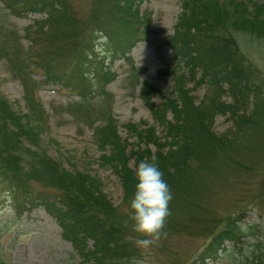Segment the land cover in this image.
Here are the masks:
<instances>
[{
	"label": "trees",
	"instance_id": "obj_1",
	"mask_svg": "<svg viewBox=\"0 0 264 264\" xmlns=\"http://www.w3.org/2000/svg\"><path fill=\"white\" fill-rule=\"evenodd\" d=\"M3 3L12 13L28 9L45 14L44 22H36L27 30L31 45H43L26 49L19 58L17 48L10 46L11 51L5 50L13 37L0 28V56L12 61V70L23 85L26 109L24 113L13 110L0 94V183L7 186L12 218L41 205L60 227L62 237L88 264H122L135 251L136 237L121 226L125 214L106 198L100 180L85 171L65 169L40 148V128L45 115L27 87L26 69L32 64L40 68L45 80L58 82L79 97L66 108L89 119L96 147L103 151L99 155L100 164L109 166L119 177L121 203L127 206L126 210L137 183L135 172L127 166L128 159L133 158L137 164L141 160H154L172 192L169 218L174 219L167 218L165 229L178 225V212L185 201L192 202V221H200L196 218L200 211L195 197L203 190L198 186L207 182L219 167L226 166V153L254 145L253 139L246 138V130L264 132V77L241 54L230 32L225 30H242L264 42V2L179 0L173 31L164 40L172 52L171 63L157 70L159 75L171 78L172 86L160 104L150 103L151 115L164 130L163 141L158 140L153 126L142 128L140 123L127 122L126 130L144 146L128 153L111 114L110 93L104 91L113 74L101 62L105 57L113 59L120 55L128 61L131 74L141 73V68L132 66L127 56L146 29L134 0H97L89 20L80 29L64 0H3ZM100 33L107 37V44L96 41L101 38ZM94 47L104 49L106 55L98 57ZM187 84L193 88L205 85L197 104ZM94 89L99 90L103 105L89 102ZM155 92L158 90L146 82L139 88L140 97L147 103ZM225 95L229 102L224 101ZM167 111L170 120L165 118ZM226 112L235 128L229 136L211 130L213 116ZM148 143L155 146L153 154L146 147ZM36 185L51 187L55 192L39 190ZM173 206L177 214L172 211ZM235 228L230 221L216 231L198 254L199 259L217 258L222 241L236 237ZM88 239L90 247L86 244Z\"/></svg>",
	"mask_w": 264,
	"mask_h": 264
},
{
	"label": "rangeland",
	"instance_id": "obj_2",
	"mask_svg": "<svg viewBox=\"0 0 264 264\" xmlns=\"http://www.w3.org/2000/svg\"><path fill=\"white\" fill-rule=\"evenodd\" d=\"M64 1L71 9L76 27L80 29L89 20L97 0ZM134 5L141 19H145L146 29L127 56L132 66L141 68V73L131 74L128 61L120 55L113 59L105 57L101 62L102 67L113 74L104 91L110 93L112 117L127 153L136 150L137 146L144 148L143 143H138L136 137L126 130L127 122L140 123L142 128L153 126L154 134L160 142L163 141L164 130L151 115L150 103L160 104L164 100L163 95L172 86L171 78L159 75L157 70L171 63L172 52L164 40L173 31L179 0H134ZM44 18V13H33L28 9H22L16 15L8 11L0 0V28L13 37L5 50L9 52L11 47L17 48L19 58L26 53V49L33 50L42 46L36 43L31 45L32 41L26 36H31L27 32L30 25L44 22ZM225 30L230 32L241 54L264 77V42L242 30ZM96 41L100 42L101 38ZM12 69V61L0 56V94L13 110L24 113L23 85ZM26 71L29 72L27 87L30 96H34L40 103L45 115L40 128V148L59 161L65 169L85 171L98 178L106 198L125 214L121 226L124 225L136 240L133 242V255L124 259L122 264H264V132L256 133L253 128L246 130V138L253 139L254 145L247 150L243 147L240 152L226 153V166L219 167L207 182L198 186L203 190L202 194L195 197L200 211L196 218L200 221H192V202L185 201L184 207L178 212V225L164 229L166 237L157 244L143 248L137 243L143 237L133 231L127 206L121 203L123 193L119 177L109 166L100 164L101 150L96 147L92 137V129L87 124L89 119L66 108L67 104L78 101L79 97L58 82L43 81L45 79L40 68L32 64ZM142 82L158 90L150 97L149 103L139 95ZM186 86L192 88L190 95L197 104L205 92V85L194 88L192 84ZM89 95L92 96L89 99L91 104L97 106L102 103L99 90L94 89ZM223 99L225 102L230 101L227 95ZM165 118L170 120L168 111ZM234 129L229 113L213 116L211 130L216 134L229 136ZM146 147L151 154L156 150L151 143L146 144ZM127 166L135 172L138 164L129 158ZM34 187L48 193L55 192L48 186ZM8 199L7 186L0 183V264H88L70 242L62 237L60 227L41 205L32 206L17 218H12ZM172 211L177 214L176 206H173ZM169 219H174V216ZM230 221L236 226V237L222 241L221 249L216 253L217 258L201 261L198 254L213 234L229 225ZM211 227L212 231L209 229ZM90 243V239L86 240L87 247L91 246Z\"/></svg>",
	"mask_w": 264,
	"mask_h": 264
},
{
	"label": "clouds",
	"instance_id": "obj_3",
	"mask_svg": "<svg viewBox=\"0 0 264 264\" xmlns=\"http://www.w3.org/2000/svg\"><path fill=\"white\" fill-rule=\"evenodd\" d=\"M99 35L100 42L107 44V37L102 33ZM94 50L101 57L106 55L102 48L94 47ZM88 55L91 59V54ZM135 177L137 183L127 212L129 220L132 221L133 231L143 237L138 239V245L148 248L167 235L164 229L170 215L169 203L172 200V192L154 160L151 162L141 160L135 169Z\"/></svg>",
	"mask_w": 264,
	"mask_h": 264
}]
</instances>
